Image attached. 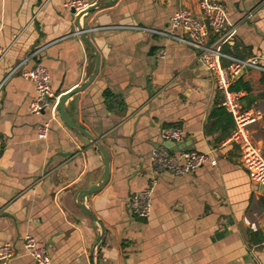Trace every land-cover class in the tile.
I'll return each instance as SVG.
<instances>
[{"label":"crops","instance_id":"1","mask_svg":"<svg viewBox=\"0 0 264 264\" xmlns=\"http://www.w3.org/2000/svg\"><path fill=\"white\" fill-rule=\"evenodd\" d=\"M68 1L0 0V48L6 50L0 61V245L10 244L15 253L0 264H34L22 246L25 235L45 249L50 264H92L100 236L74 195L99 179L101 156L49 112L29 113L35 90L20 74L43 66L60 96L91 77L95 57L77 33L76 16L63 6ZM218 1L227 11L225 31L233 32L222 51L256 58L263 69L238 78L250 92H234L242 109L264 116V0ZM180 8L202 17L198 0H117L84 19L98 71L66 99L65 111L109 157L107 182L86 201L105 230L96 264H264V189L242 167L238 145L224 144L234 121L220 106L210 72L194 50L132 29L167 31ZM170 127L182 130L178 144L187 151L211 150L209 161L184 176L155 173L148 156L162 146L161 130ZM248 132L264 159V118ZM153 178L150 216L137 218L127 198Z\"/></svg>","mask_w":264,"mask_h":264},{"label":"built area","instance_id":"2","mask_svg":"<svg viewBox=\"0 0 264 264\" xmlns=\"http://www.w3.org/2000/svg\"><path fill=\"white\" fill-rule=\"evenodd\" d=\"M92 4L81 0H72L64 3L68 10H74V16L89 8ZM198 7L201 18L198 19L187 9L176 10L169 18L167 31H159L151 28L133 27L136 31H142L154 35L169 38L196 52V59L211 74L216 90L221 96L220 106L233 118L234 128L224 141V144H236L240 149V162L247 171L251 180L264 188V159L261 150L255 147L250 138L248 127L261 121L263 114L255 109L244 110L240 105V96L231 90L235 77L241 69L263 70L256 58L240 60L226 55L222 51L224 46L233 35V32H226L228 23L225 5L218 0H198ZM213 37L210 42L209 35ZM16 35L14 39H16ZM6 50L0 48V61L4 58ZM158 57H164L160 51ZM228 61L229 65L224 67L222 61ZM24 61L21 62L12 72L21 69ZM9 74V76H11ZM21 76L33 84L35 97L28 107L33 115H41L49 112L51 119H59L58 99L50 87V76L47 70L41 65H35L30 69H21ZM8 76V77H9ZM7 77V78H8ZM48 124L45 123L39 128L38 135L41 138L46 136ZM162 141L178 143L181 141L183 132L180 128H164L160 132ZM212 154L197 153L195 151L180 150L172 152L163 146L153 149L148 156L150 168L155 172L169 171L176 176H184L196 171L209 161ZM156 185L153 178L149 185L142 191L135 192L127 198V205L131 213L140 219H147L151 213L152 193ZM22 246L25 252L32 258L34 264H50V256L44 248L37 245L31 235H25L22 239ZM15 253L10 244L0 245V263H7ZM256 264H259L256 262Z\"/></svg>","mask_w":264,"mask_h":264},{"label":"water","instance_id":"3","mask_svg":"<svg viewBox=\"0 0 264 264\" xmlns=\"http://www.w3.org/2000/svg\"><path fill=\"white\" fill-rule=\"evenodd\" d=\"M117 0H106V1H100L92 4L89 8L86 10L82 11L81 13L77 14L75 17V25L77 29V33L79 37L82 39V41L87 45V47L93 52L94 57H95V62L93 66V72L91 74V77L78 85L76 88L73 90L61 95L58 99V116L61 122L74 131L75 133L80 134L83 136L85 139L90 141L93 144V147L99 152L102 162H103V170L102 173L99 177V179L96 182H91L88 184V186L85 189H80L78 190L75 195H74V204L75 206L86 216H88L94 224H96L99 228L100 231V236L97 241V243L93 246L92 251H91V256H92V264H96V251L99 245L102 244L103 237L105 230L101 223L98 222L97 218L93 215V213L89 210V208L86 205V201L88 198L97 193L102 189V187L105 185V183L108 180V175H109V157L108 154L104 148V146L101 144V142L96 139L94 136H92L89 132L84 130L82 127L79 125L73 123L70 118L67 116L66 111H65V101L67 98L72 96L75 93H78L85 89L95 78L97 71H98V66H99V56L98 53L94 47V45L91 43V41L88 39L85 28H84V19L92 12L98 11L101 9L109 8L113 6ZM71 14L74 15V10L70 11ZM247 71L246 68L241 69L239 74L235 77V80H237L242 74H244ZM59 90L55 92L56 95H58ZM162 146L165 147L166 149L172 151V152H178L180 150H186L185 147L178 143L170 142V141H164L162 143ZM262 187V186H261ZM263 188V187H262ZM264 189V188H263Z\"/></svg>","mask_w":264,"mask_h":264},{"label":"trees","instance_id":"4","mask_svg":"<svg viewBox=\"0 0 264 264\" xmlns=\"http://www.w3.org/2000/svg\"><path fill=\"white\" fill-rule=\"evenodd\" d=\"M245 90L247 92H250V85L247 82H244L241 78L238 79L236 82H234V84L231 86V90L232 91H239V90ZM105 97L107 98V96L105 95Z\"/></svg>","mask_w":264,"mask_h":264}]
</instances>
